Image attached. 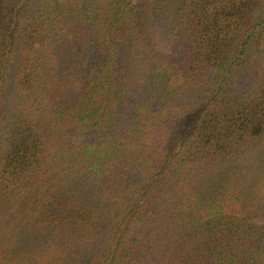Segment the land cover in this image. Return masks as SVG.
I'll use <instances>...</instances> for the list:
<instances>
[{
	"label": "trees",
	"instance_id": "1",
	"mask_svg": "<svg viewBox=\"0 0 264 264\" xmlns=\"http://www.w3.org/2000/svg\"><path fill=\"white\" fill-rule=\"evenodd\" d=\"M0 264H264V0H0Z\"/></svg>",
	"mask_w": 264,
	"mask_h": 264
}]
</instances>
